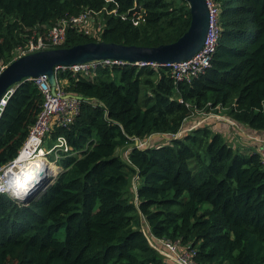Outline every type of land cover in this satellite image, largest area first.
I'll return each mask as SVG.
<instances>
[{
	"label": "trees",
	"instance_id": "trees-1",
	"mask_svg": "<svg viewBox=\"0 0 264 264\" xmlns=\"http://www.w3.org/2000/svg\"><path fill=\"white\" fill-rule=\"evenodd\" d=\"M208 1L220 36L209 66L190 81L165 67L57 70L64 92L82 101L44 146L63 137L69 151L58 152L61 172L26 203L0 195V264H174L155 240L177 242L194 264H264L260 146L243 153L212 126L184 129L196 116L220 114L234 131L264 135V0ZM87 10L100 27L92 35L68 29L60 48L157 47L190 25L184 0H0V64L16 59L34 33L46 36ZM42 103L28 81L7 101L0 167L16 157Z\"/></svg>",
	"mask_w": 264,
	"mask_h": 264
},
{
	"label": "built area",
	"instance_id": "built-area-1",
	"mask_svg": "<svg viewBox=\"0 0 264 264\" xmlns=\"http://www.w3.org/2000/svg\"><path fill=\"white\" fill-rule=\"evenodd\" d=\"M206 1L210 12V22L207 36L201 51H199L190 60L180 63L166 65H159L156 63H138L135 66L169 68L172 70L177 80L185 81H190L191 79L196 78L200 73H203L209 66L212 55L215 53L216 43L220 36V30L215 20L216 8H214L210 1ZM97 16L98 13L87 10L78 16L61 19L48 31L46 36L34 33L27 41L26 46L17 50L18 55L16 58L42 50L60 48L65 42L68 29H75L85 35H92L96 31L95 28L100 27L99 25H96L95 22ZM123 64L126 63L114 60L93 61L69 67L60 66L56 69V72L57 70H69L74 74L79 73L88 76L91 71L96 70L98 67ZM3 67L5 66L0 64V69ZM25 81L33 82L41 91L43 95L41 110L16 157L6 165L0 167V195L7 194L19 202V199L29 190V183L27 184V190L23 192H18V189L14 188V186L10 183L13 182L12 180L15 177L19 179L26 175L28 169L25 171L23 170L26 168L27 164L34 162L35 157L42 155L46 161L47 157L51 154L56 156L58 155V152L65 153L69 151L68 144L63 137H58L54 145L50 148H46L44 144L49 132L54 126L66 127L74 121L79 112L80 104L78 99L70 97L73 95H68L64 92L63 82L61 81L62 84H60V80L58 79H56V86L54 89H52L49 84L46 75H42L37 78H28ZM1 104L4 106L6 105V102L2 101ZM217 118L218 120H226L229 125L237 128V125L228 118ZM257 141L261 145L259 153L262 156V162L264 164V137L262 139H258ZM40 173H45L47 178H53L58 175L60 171L51 173L49 168H46L43 171L41 169V171L37 173L34 178H37ZM152 246L160 253L164 254L174 264H194L192 260L193 253L180 248L177 242L172 243L163 240H155Z\"/></svg>",
	"mask_w": 264,
	"mask_h": 264
},
{
	"label": "water",
	"instance_id": "water-1",
	"mask_svg": "<svg viewBox=\"0 0 264 264\" xmlns=\"http://www.w3.org/2000/svg\"><path fill=\"white\" fill-rule=\"evenodd\" d=\"M184 1L189 7L190 25L188 30L171 44L136 47L90 42L70 48L42 50L14 59L0 69V117L6 106H3L1 102L7 103L16 88L26 79L46 75L49 84L54 89L57 79L56 69L60 66L69 67L102 60L122 61L133 66L138 63L166 65L190 60L203 47L209 28L210 12L206 0ZM70 97L82 101L80 96ZM135 145H138L137 140ZM46 179L45 173H40L37 178H33L29 182V190L19 199L20 202L26 203L42 187Z\"/></svg>",
	"mask_w": 264,
	"mask_h": 264
},
{
	"label": "crops",
	"instance_id": "crops-1",
	"mask_svg": "<svg viewBox=\"0 0 264 264\" xmlns=\"http://www.w3.org/2000/svg\"><path fill=\"white\" fill-rule=\"evenodd\" d=\"M217 117L226 118L225 116L220 115V114L219 115L218 114H213V115L206 116V117H202V116L198 117V116H196V117H194V118H192V119H190V120H188L186 122V124L184 125V127L185 126L186 127L184 129L191 130V129L195 128V127L207 124L209 126H212V128L214 130L219 131V132L223 133V135H225V133L227 132V130H225L226 129L225 127H227V125L223 124V122H219ZM228 128L233 129L230 126ZM239 129L242 132V134L244 136H246L247 138L255 139L254 141L253 140L247 141L246 138H244L243 136L241 137V135L235 134L232 131V133L235 135V139H234V143L233 144H234V146L241 147V152L245 151L247 153H251V150L253 148L256 147V150H257L259 146L261 147L260 143L257 141L258 139H260V137L256 136L255 134H258L261 137H264V135L262 133H255V132L249 131L247 129H244L243 127H240ZM240 139L241 140H245L246 142L245 143H240ZM258 150H260V149H258Z\"/></svg>",
	"mask_w": 264,
	"mask_h": 264
},
{
	"label": "rangeland",
	"instance_id": "rangeland-1",
	"mask_svg": "<svg viewBox=\"0 0 264 264\" xmlns=\"http://www.w3.org/2000/svg\"><path fill=\"white\" fill-rule=\"evenodd\" d=\"M95 22H96V25H99V22H100V18H99V16L95 19ZM60 84H62V82L60 81ZM211 115H213V114H211ZM223 124H225V125H227V127H225L226 129L225 130H227V132L225 133V136H226V138H228V140L231 142V144H233L234 143V139H235V135L233 134V133H235V134H238V135H241V137L243 136L244 138H246V140L247 141H250V140H255V139H249V138H247L246 136H244L243 134H242V132L240 131V130H238L237 129V131H234V130H232L231 128H228L229 127V123L226 121V120H224L223 121ZM223 128V127H222ZM232 131H233V133H232ZM151 140L152 139H148V140H146L145 142L143 141V142H138V147H142L144 144H148V143H150L151 142ZM157 140V139H156ZM163 142H165V140H161V141H157V142H155V143H163ZM246 141L245 140H241L240 139V143H245ZM127 152L128 151H126V152H123L122 153V157L124 158V159H126V155H127ZM243 153H247V152H245V151H242ZM52 156H53V161H51L50 160V158H48L47 157V159H46V162L48 163V165H47V168H49V171L51 172V173H53V172H58V171H60L61 172V167H59V166H57L56 165V160H57V158H58V155H53V154H51ZM44 162H45V160H44ZM49 179H51L50 177L49 178H47L45 181H44V183H43V185H42V187L40 188L41 190H44V188H46V183L49 181ZM53 179V178H52ZM51 181V180H50ZM50 181L48 182V184L47 185H49V183H50ZM132 186L134 187L135 185H133V181H132ZM59 237H63V230H61L58 234H57ZM152 244V243H151ZM153 245V244H152Z\"/></svg>",
	"mask_w": 264,
	"mask_h": 264
},
{
	"label": "bare ground",
	"instance_id": "bare-ground-1",
	"mask_svg": "<svg viewBox=\"0 0 264 264\" xmlns=\"http://www.w3.org/2000/svg\"><path fill=\"white\" fill-rule=\"evenodd\" d=\"M44 160L45 159L42 157V155L35 157L34 162H30L29 164H27L26 168L23 170L25 171L26 169H28L26 175L21 177L22 179H17L15 177L12 180L13 182L10 184H12L14 188H17L18 192H23L27 190V184L37 175V173H39L41 169L43 171L47 168L48 163L46 161L44 162Z\"/></svg>",
	"mask_w": 264,
	"mask_h": 264
}]
</instances>
